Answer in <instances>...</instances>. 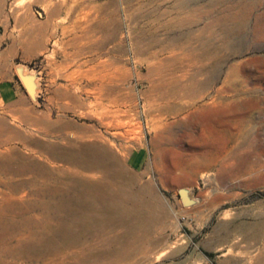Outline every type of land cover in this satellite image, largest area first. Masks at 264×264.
Here are the masks:
<instances>
[{"label":"rangeland","instance_id":"1","mask_svg":"<svg viewBox=\"0 0 264 264\" xmlns=\"http://www.w3.org/2000/svg\"><path fill=\"white\" fill-rule=\"evenodd\" d=\"M0 1V148L101 134L127 146L120 181L147 206V234L94 231L86 264H264V0ZM16 65L38 75L36 102ZM176 86L192 97L167 101ZM255 88L251 118L231 114ZM116 111L128 128L105 125ZM44 120L60 131L45 136ZM15 181L18 193L34 192L29 174ZM180 189L194 204L183 206ZM33 209L0 227V264H67L64 234L40 233Z\"/></svg>","mask_w":264,"mask_h":264},{"label":"bare ground","instance_id":"2","mask_svg":"<svg viewBox=\"0 0 264 264\" xmlns=\"http://www.w3.org/2000/svg\"><path fill=\"white\" fill-rule=\"evenodd\" d=\"M192 1L188 0L186 2L187 6H190ZM104 23L103 19L99 20L96 28L102 29ZM229 31L232 30L230 29ZM225 32L227 33V31ZM38 33L41 34V28ZM239 36V39H243L242 35ZM217 57L214 52H211L208 59L214 60ZM223 58H225V55ZM215 71L217 72V70ZM176 88L177 90L172 95H168L167 101L177 98H191L193 95L189 86H176ZM239 89L241 88L239 87ZM239 89L235 92L236 94L240 93ZM249 95V99L235 103L231 114L238 115L241 119L251 118L250 110L258 107L260 95L256 88L250 90ZM125 114V111L122 113L121 111L114 112L113 120H108L109 122H105V125L116 129L128 128L129 118L126 121ZM241 119L237 120V122L239 123ZM39 123L41 125L40 129L43 130L45 136H51L53 132L60 131L59 125L51 121L44 120ZM125 132L128 133L129 130L126 129ZM126 133L118 134L124 137L123 134ZM9 141L6 140L4 144L7 145ZM22 141L25 146H34L36 150L28 147L23 152L16 148H0V173L5 176L4 179L8 176V181H2L8 192L2 194L0 200L2 201L0 203V227L2 225L4 227L8 222L16 220L19 215H17V210L29 211L37 208L38 213L29 219V224L39 229V232L42 230L48 239H52L58 234H64L66 239L64 244L69 246L67 251H70L73 255L71 258L69 257L67 264H86L91 252H89L88 246L86 247L87 244L84 239H89L88 235H92L94 231L126 225L125 228L128 231L136 230L137 235L140 236L147 234L148 229L150 230L152 222L149 220L146 203L138 202L140 208L136 207L133 194L129 191L128 183L126 182L125 184L120 181L125 167L126 145L123 144L117 147L101 134L81 135L73 138L59 135L57 141L35 139L29 136L23 138ZM116 150H118L119 156L115 153ZM26 174H29V180L33 182L32 186H34V192L29 195L24 193V191L18 193V183L15 181L16 177ZM18 180L20 179L18 178ZM131 221H135V224L131 223ZM25 222H27L26 219ZM15 223L12 224L14 229L16 228ZM56 246H61V243L59 244L58 242ZM42 247L41 249H43Z\"/></svg>","mask_w":264,"mask_h":264},{"label":"water","instance_id":"3","mask_svg":"<svg viewBox=\"0 0 264 264\" xmlns=\"http://www.w3.org/2000/svg\"><path fill=\"white\" fill-rule=\"evenodd\" d=\"M15 71L27 95L32 101L36 102V95L39 90L38 75L27 71L24 65H16ZM178 193L183 206L188 207L194 204V201L189 197L186 189H180Z\"/></svg>","mask_w":264,"mask_h":264},{"label":"crops","instance_id":"4","mask_svg":"<svg viewBox=\"0 0 264 264\" xmlns=\"http://www.w3.org/2000/svg\"><path fill=\"white\" fill-rule=\"evenodd\" d=\"M48 34V32L46 33V35ZM42 35V36H41ZM45 35H43V34H37V41H36V46H37V48L38 47H40L41 46V44H43V42H44V39H43V37H44Z\"/></svg>","mask_w":264,"mask_h":264}]
</instances>
